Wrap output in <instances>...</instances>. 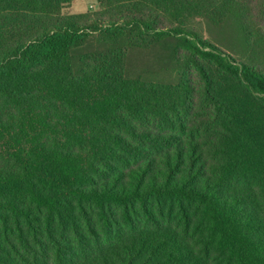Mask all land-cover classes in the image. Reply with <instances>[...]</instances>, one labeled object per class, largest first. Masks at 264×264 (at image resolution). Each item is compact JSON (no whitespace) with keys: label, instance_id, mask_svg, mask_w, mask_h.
<instances>
[{"label":"trees","instance_id":"trees-1","mask_svg":"<svg viewBox=\"0 0 264 264\" xmlns=\"http://www.w3.org/2000/svg\"><path fill=\"white\" fill-rule=\"evenodd\" d=\"M73 1L0 0V264H264V0ZM168 39L176 80L132 76Z\"/></svg>","mask_w":264,"mask_h":264},{"label":"rangeland","instance_id":"rangeland-1","mask_svg":"<svg viewBox=\"0 0 264 264\" xmlns=\"http://www.w3.org/2000/svg\"><path fill=\"white\" fill-rule=\"evenodd\" d=\"M103 7L96 0H75L62 9L63 15L97 16L103 12ZM189 28L197 35L205 38L227 53H231L238 61L245 56H252V51L245 46L243 34L233 18L226 21L211 20L201 17H191ZM174 40L151 42L136 48L129 59L132 76H142L145 79H157L165 82L176 80V64L169 59Z\"/></svg>","mask_w":264,"mask_h":264}]
</instances>
